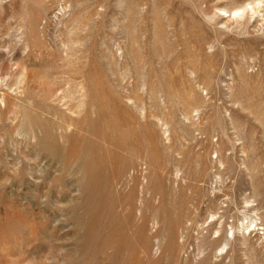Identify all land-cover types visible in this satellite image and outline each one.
Instances as JSON below:
<instances>
[{
	"label": "rangeland",
	"instance_id": "374dc122",
	"mask_svg": "<svg viewBox=\"0 0 264 264\" xmlns=\"http://www.w3.org/2000/svg\"><path fill=\"white\" fill-rule=\"evenodd\" d=\"M0 264H264V0H0Z\"/></svg>",
	"mask_w": 264,
	"mask_h": 264
}]
</instances>
